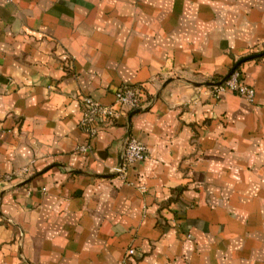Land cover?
<instances>
[{"label":"crops","instance_id":"0c3cea01","mask_svg":"<svg viewBox=\"0 0 264 264\" xmlns=\"http://www.w3.org/2000/svg\"><path fill=\"white\" fill-rule=\"evenodd\" d=\"M262 53L264 0H0V264H264V55L191 85Z\"/></svg>","mask_w":264,"mask_h":264},{"label":"built area","instance_id":"2783aa9c","mask_svg":"<svg viewBox=\"0 0 264 264\" xmlns=\"http://www.w3.org/2000/svg\"><path fill=\"white\" fill-rule=\"evenodd\" d=\"M217 92L228 91L238 95L248 102H253L254 90L248 86L238 69L231 72L227 80L220 86L213 87ZM143 87L141 85L123 86L114 93V103L119 107L135 110L141 104ZM81 120L79 127L88 139H92L104 128L111 127L116 121V110L112 106L103 105L91 97L84 96L80 99ZM80 153H90L89 145L78 147ZM147 159V150L142 144L138 143L133 137H127L124 142V148L121 154L119 165L115 172L120 176H125L128 168L136 163ZM9 176H6L8 179ZM5 179V180H6ZM2 184V181L0 180ZM127 254L132 256L133 249L127 250Z\"/></svg>","mask_w":264,"mask_h":264},{"label":"water","instance_id":"95a60500","mask_svg":"<svg viewBox=\"0 0 264 264\" xmlns=\"http://www.w3.org/2000/svg\"><path fill=\"white\" fill-rule=\"evenodd\" d=\"M262 55H264V53H262V54H260V55H252V56H249V57H247V58H244V59L239 60V61H238V62H237V63H236L231 69H230L229 73H228L225 77H223L220 81H218V82H216V83H212V82H203V83H191V85L194 86V87H197V88H199V87L213 88V87L220 86L221 84H223V83L227 80V78L229 77V75L231 74V72H233L234 70L238 69V67H239L242 63H244L245 61H248V60L254 59V58H256V57H260V56H262ZM171 81H172V79L166 81V82L164 83V86L167 85L168 83H170ZM188 83H190V82H188ZM138 112H139V111H138Z\"/></svg>","mask_w":264,"mask_h":264}]
</instances>
